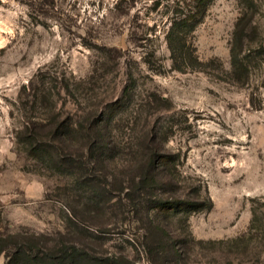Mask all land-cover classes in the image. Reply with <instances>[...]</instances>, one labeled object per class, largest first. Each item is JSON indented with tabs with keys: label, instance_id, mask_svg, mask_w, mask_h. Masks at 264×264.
I'll use <instances>...</instances> for the list:
<instances>
[{
	"label": "rangeland",
	"instance_id": "rangeland-1",
	"mask_svg": "<svg viewBox=\"0 0 264 264\" xmlns=\"http://www.w3.org/2000/svg\"><path fill=\"white\" fill-rule=\"evenodd\" d=\"M193 1L0 0V264L15 235L121 264H264V0H201L200 22L174 31L199 62L185 69L168 34ZM44 89L60 121L89 117L103 148L75 132H44L38 156L18 144L24 118L51 116V99L33 108ZM157 142L172 182L138 213L125 194ZM177 195L204 207H155ZM148 217L164 228L154 244ZM167 232L187 239L179 260Z\"/></svg>",
	"mask_w": 264,
	"mask_h": 264
},
{
	"label": "trees",
	"instance_id": "trees-1",
	"mask_svg": "<svg viewBox=\"0 0 264 264\" xmlns=\"http://www.w3.org/2000/svg\"><path fill=\"white\" fill-rule=\"evenodd\" d=\"M188 4L189 11L182 12L176 16L173 21L172 31L168 34V44L171 51L172 58L177 65L186 69L187 67H194L198 64V59L194 56V53L185 50L186 39L183 36V33L177 32L174 33L175 29L181 26H187L190 22H200L204 16L206 4L201 2V0H195ZM177 44V45H176ZM235 59V57H234ZM196 63V64H195ZM46 89V88H45ZM42 92L37 90L33 94V108L35 105L43 103V105L48 104V101L51 99H46V90ZM60 95L62 90H57ZM23 93L20 98L24 97L26 100L30 96V93H27L26 89H23ZM50 93V91H49ZM24 95V96H23ZM52 95V94H51ZM54 96V95H52ZM24 99V100H25ZM23 100V102H24ZM50 101V118L43 120L36 117H26L23 121V127L19 130L17 142L18 144L24 145L25 149L29 150L34 156H38L45 152L42 146H39L44 138L49 135L52 142L55 143H65L71 134V132L80 133L84 136L86 145L90 151L95 150L96 148L101 149L105 145V140L98 136L97 134L100 131H96V124L89 123L86 125L85 121H88V118H84L82 122L79 119L78 122H74L73 119L60 121V113L57 111V103L53 99ZM49 131L44 137V132ZM98 132V133H97ZM102 138V139H101ZM155 144L158 139L155 137L151 139ZM149 149V155L147 157L146 163L140 168L139 180L134 177L131 179V182L126 191L125 197L128 201V204L134 209L140 206V201L142 200V195L148 194L149 189L153 188V184L160 183L161 186L170 185L172 182L171 177L168 178L166 175L168 170H170V165H172L171 154L165 153L164 147H162V142H157L156 145L147 146ZM63 158V157H62ZM65 159V158H63ZM159 172V180L156 181L157 176H153V173ZM166 173V174H165ZM155 175V174H154ZM151 199V198H150ZM152 201V200H150ZM212 205V203H210ZM155 207L162 209L163 213H169L170 211L176 209H190L191 211H197L203 209V201H190L183 199L180 195H177L173 202L165 201L161 199L156 202ZM140 211V210H139ZM138 212V210H137ZM139 213V212H138ZM147 228L148 232L146 238L150 243H156V239H162L164 233V228L161 225H157L154 220L150 217L147 218ZM167 240L169 242V249L173 254L175 259H180L183 257L184 253L182 247L187 246V239L180 238L167 232ZM15 240L13 245L7 244V239L1 238L3 244V252H5L6 262L3 264H121L119 261L113 260H104L96 258L90 255L86 250L80 249L76 245H65L59 248H47L44 243H36L34 240H38L33 237H22L20 235H15L11 237ZM10 238V239H11ZM194 242L195 240L192 239ZM202 244L203 242H196ZM168 249V248H167ZM151 254L154 252H150Z\"/></svg>",
	"mask_w": 264,
	"mask_h": 264
}]
</instances>
